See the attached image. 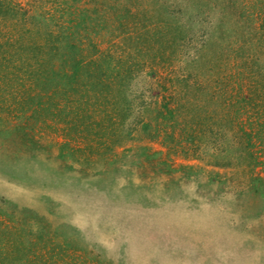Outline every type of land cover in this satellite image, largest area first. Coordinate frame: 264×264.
<instances>
[{"label":"rangeland","instance_id":"1","mask_svg":"<svg viewBox=\"0 0 264 264\" xmlns=\"http://www.w3.org/2000/svg\"><path fill=\"white\" fill-rule=\"evenodd\" d=\"M9 4L0 264H264V0Z\"/></svg>","mask_w":264,"mask_h":264},{"label":"trees","instance_id":"2","mask_svg":"<svg viewBox=\"0 0 264 264\" xmlns=\"http://www.w3.org/2000/svg\"><path fill=\"white\" fill-rule=\"evenodd\" d=\"M12 11L13 9L9 4V0H0V15H6ZM32 50L34 51V48Z\"/></svg>","mask_w":264,"mask_h":264}]
</instances>
